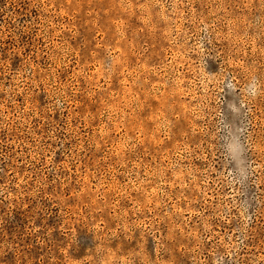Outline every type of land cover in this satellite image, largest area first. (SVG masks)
<instances>
[{
    "label": "rangeland",
    "instance_id": "obj_1",
    "mask_svg": "<svg viewBox=\"0 0 264 264\" xmlns=\"http://www.w3.org/2000/svg\"><path fill=\"white\" fill-rule=\"evenodd\" d=\"M0 264H264V0H0Z\"/></svg>",
    "mask_w": 264,
    "mask_h": 264
}]
</instances>
